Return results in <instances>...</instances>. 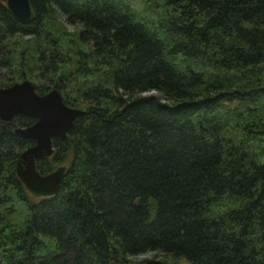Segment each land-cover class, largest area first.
<instances>
[{
	"label": "trees",
	"instance_id": "16d2710c",
	"mask_svg": "<svg viewBox=\"0 0 264 264\" xmlns=\"http://www.w3.org/2000/svg\"><path fill=\"white\" fill-rule=\"evenodd\" d=\"M31 4L22 23L0 0V88L85 112L37 160L68 166L51 197L0 122V264H264V0Z\"/></svg>",
	"mask_w": 264,
	"mask_h": 264
},
{
	"label": "water",
	"instance_id": "95a60500",
	"mask_svg": "<svg viewBox=\"0 0 264 264\" xmlns=\"http://www.w3.org/2000/svg\"><path fill=\"white\" fill-rule=\"evenodd\" d=\"M7 6L22 23H28L33 17L31 0H7ZM84 112L69 106L62 91L57 88L44 95L39 94L36 84L31 80L0 88V122L4 124L3 127L19 137L35 141V145L21 155L17 168L19 179L34 196L51 197L58 193L67 173V165L42 174L37 160L53 156L54 139H65ZM18 115L35 118L36 122L28 127H19L14 122ZM143 264L165 263L157 258Z\"/></svg>",
	"mask_w": 264,
	"mask_h": 264
},
{
	"label": "rangeland",
	"instance_id": "374dc122",
	"mask_svg": "<svg viewBox=\"0 0 264 264\" xmlns=\"http://www.w3.org/2000/svg\"><path fill=\"white\" fill-rule=\"evenodd\" d=\"M149 259H157V258L153 254H146V255H141L139 257H136V258H131V261L134 263H140L141 264V263H144L145 261H147Z\"/></svg>",
	"mask_w": 264,
	"mask_h": 264
}]
</instances>
